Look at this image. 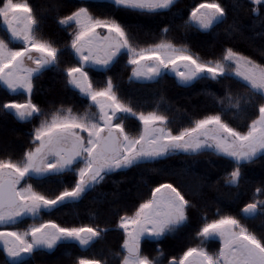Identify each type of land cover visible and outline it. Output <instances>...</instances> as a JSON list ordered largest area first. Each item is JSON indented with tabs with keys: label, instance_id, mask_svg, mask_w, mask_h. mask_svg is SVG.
<instances>
[{
	"label": "snow or ice",
	"instance_id": "snow-or-ice-1",
	"mask_svg": "<svg viewBox=\"0 0 264 264\" xmlns=\"http://www.w3.org/2000/svg\"><path fill=\"white\" fill-rule=\"evenodd\" d=\"M102 2L117 8L161 14L171 11L178 0ZM254 2L259 4L262 0ZM0 17L10 34L0 38V86L10 94L23 90L29 96L23 103L0 104V113L12 115L20 122L41 118L32 133L34 147L26 150L19 161L0 159V226H15L25 218L34 221L23 231L0 230V245L6 254L4 264H26L25 257L31 258L37 251H52L67 241H75L82 249H88L106 229L62 227L51 220H40L41 213L55 210L67 201H79L117 170L140 167L176 153L192 156L211 152L228 158L232 170L226 184L239 187L242 168L264 155V64L248 55L228 47L221 58L202 60L186 45L177 46L168 40V27L162 29L164 38L158 43L142 48L116 19L94 17L88 7L80 6L70 15L58 18L61 26L72 23L77 26L69 45L75 63L63 71L67 85L78 89L92 103L83 114L64 106L45 113L31 100L34 80L46 70L59 69L61 50L40 35L39 18L28 3L3 0ZM226 19V7L216 0L199 4L189 17L203 31L213 29ZM98 28L106 29L107 35L97 33ZM230 28L231 33L241 32L236 22ZM16 44L19 47L12 46ZM122 52H126L127 64L132 66L130 80L158 81L164 77L165 70L171 68L179 83L186 87L199 80L220 83L236 78L244 91L234 93L226 88L223 97L209 93L221 105L220 110L195 119L174 133L169 127L167 109L160 111L157 106L147 113L137 111L118 95L111 76L103 87H93L88 71H111ZM261 54L264 55V51ZM257 105L259 115L247 126L246 132L237 130L222 118L229 111L240 116ZM92 108L96 111L92 112ZM129 117L137 119L142 126L138 134L126 130L125 120ZM69 172L77 177L74 186L54 197L44 195L26 182ZM256 193L264 195V189L257 188ZM195 207L172 183L154 188L152 198L140 203L134 215L120 217L119 227L125 234L121 264H161L159 259L142 254V238L159 241L177 232L187 225L189 209ZM257 215H264V200L254 198L244 206L242 216L255 219ZM196 235L202 245L218 238V251L209 252L203 246L190 247L178 262L173 258L169 264H264V236L258 237L235 216L220 215L211 222L205 217ZM78 264L103 262L79 258Z\"/></svg>",
	"mask_w": 264,
	"mask_h": 264
},
{
	"label": "trees",
	"instance_id": "trees-1",
	"mask_svg": "<svg viewBox=\"0 0 264 264\" xmlns=\"http://www.w3.org/2000/svg\"><path fill=\"white\" fill-rule=\"evenodd\" d=\"M16 3H28L34 15L39 18V33L44 39L52 41L60 50L59 69L44 71L34 80L31 95L33 103L50 113L61 106L71 107L73 112L83 114L88 110L90 100L79 90L67 85L66 67L75 63L71 54L70 40L76 26H61L58 18L70 15L77 7L89 8V12L101 19H116L125 27L133 42L142 48L158 43L164 38L162 29L169 28L167 39L177 46L186 45L191 53L202 60L211 61L222 57L228 47L248 55L258 63L264 64V0L257 4L254 0H216L226 7L227 19L209 31H203L189 20L191 11L201 3L213 0H178L171 11L161 14H148L130 9L117 8L102 0H14ZM3 0H0L2 6ZM238 5V7H237ZM236 22L241 32L231 33L230 25ZM191 25V26H189ZM231 33V34H229ZM6 36L0 17V37ZM127 54L122 53L119 62L109 72L98 69L88 71L94 88L104 86L111 76L117 86L118 95L131 103L137 111L145 113L157 109H167L171 123L169 127L176 133L191 121L215 114L221 105L209 93L223 97L225 89L234 93L244 89L236 78L217 83L212 80H199L191 86L181 85L177 79L165 74L158 81L130 80L132 66L127 64ZM28 94L19 92L10 94L0 86V104L10 102L23 103ZM92 108L91 111H95ZM259 115L258 105L246 113L236 116L232 111L223 115V119L237 130L246 132L248 125ZM39 117L30 122H20L12 115L0 113V159L19 161L23 153L33 144V131L40 123ZM126 130L138 134L142 126L133 117L125 120ZM232 165L228 158L206 152L189 156L176 153L153 163L143 164L127 170H117L105 177L93 191L79 201L65 202L55 210L43 213L44 220L54 221L62 227L91 226L106 229L82 256H94L103 264H120L121 250L125 238L124 230L119 227L121 216H132L140 203L152 198V191L162 183H172L178 187L186 199L193 201L195 208L189 209V220L175 235L168 236L170 242L188 247L196 244V233L204 223L218 219L220 215H232L256 234L264 236V215L255 219H245L242 209L255 199L264 200V195L256 193L257 188L264 189V155L254 163L242 168V180L239 187L226 184ZM74 173H66L64 179L55 180L53 185L46 182L36 184V190L46 196L54 197L65 188H71L76 181ZM198 193V194H194ZM154 251V246H151ZM219 247H216L218 250ZM176 250H169L173 252ZM118 254V258L116 255ZM143 255L152 252L144 242ZM114 260H117L114 262ZM39 264H46L45 261Z\"/></svg>",
	"mask_w": 264,
	"mask_h": 264
},
{
	"label": "flooded vegetation",
	"instance_id": "flooded-vegetation-1",
	"mask_svg": "<svg viewBox=\"0 0 264 264\" xmlns=\"http://www.w3.org/2000/svg\"><path fill=\"white\" fill-rule=\"evenodd\" d=\"M65 174L62 176H52V177H48V178H44L40 180L30 179V180H27L26 182L31 183L33 187L36 189V184L46 182L50 185H53L55 180H59L62 178L64 179ZM23 183L25 182L22 181V184ZM47 212L49 211L46 210L41 213L40 220L46 221L43 218V213H47ZM32 223H34V221L31 218H25L22 223L17 224L15 226H8V225L0 226V230L13 229V230L21 231V230L26 229ZM177 232L169 234L159 241L153 240L148 237L143 238L141 241V252L144 247V242H146L147 248H149V250L152 252L151 257L148 256L150 259H159L161 264H169V262L173 260V258H175V260L178 262L179 259L183 256L184 252H186L187 249L190 247L184 244L183 245L180 244V246H178L169 241L167 237L175 235ZM91 246L88 249H90ZM151 246H154L155 248L154 251L152 250V248H150ZM200 246L205 247L206 250H208L209 252H216L217 251L216 247H219L220 243H219V240L213 239V240L205 241L202 245L201 239L199 237H196V244L191 247H200ZM88 249H82L78 245V243L74 241H67V242L61 243L59 246H57L52 251H48V250L37 251L31 256V258L25 257V259H26V264H39L42 261H45L46 264H78L79 258H85V259L95 258L94 256H90V257L82 256L81 253L86 252ZM169 250H176V251H173L171 253L169 252ZM160 253H162L163 255L161 256ZM123 254H124L123 250H121V258H123ZM116 257L118 258V254L116 255ZM5 259H6V254L2 250V245H0V264H4ZM116 261L117 260H114V262Z\"/></svg>",
	"mask_w": 264,
	"mask_h": 264
},
{
	"label": "rangeland",
	"instance_id": "rangeland-1",
	"mask_svg": "<svg viewBox=\"0 0 264 264\" xmlns=\"http://www.w3.org/2000/svg\"><path fill=\"white\" fill-rule=\"evenodd\" d=\"M2 18V17H1ZM191 22H193L194 24H195V22L194 21H191ZM72 24H74L75 25V23H72ZM196 25V24H195ZM2 26H3V29L5 30V32H6V36H4V37H0V38H7L10 34L7 32V26L5 25V23H4V20H3V18H2ZM76 26V25H75ZM76 31H77V26H76ZM97 33H99V34H101L102 36L103 35H107V31H106V29H103V28H98L97 30ZM12 46H14V47H19V45L18 44H16V45H12ZM122 53H126V52H122ZM121 53V54H122ZM34 55H38V54H36V53H33ZM99 70V69H98ZM178 70H183L182 68H179ZM103 71V70H102ZM165 74H170V75H172V76H174L176 79H177V81L179 82V80H178V78L176 77V75H175V72H173L172 70H171V68H169V69H167V70H165ZM135 80V79H134ZM138 81H148V80H138ZM78 90V89H77ZM20 92H23V90H20ZM25 93V92H24ZM27 94V93H26ZM91 102V101H90ZM92 103V102H91ZM96 111V110H95ZM95 111H92V112H95ZM86 135V134H85ZM68 202V201H67ZM11 230H13V229H11ZM17 231H20V230H17ZM21 231H23V230H21ZM143 239V238H142ZM216 240H219L218 238H216ZM75 242V241H74ZM219 249V248H218ZM218 251V250H217Z\"/></svg>",
	"mask_w": 264,
	"mask_h": 264
}]
</instances>
